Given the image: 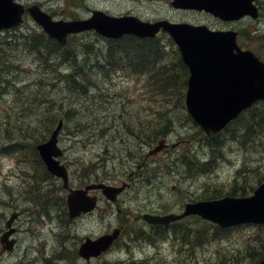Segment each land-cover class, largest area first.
Wrapping results in <instances>:
<instances>
[{"label": "rangeland", "instance_id": "obj_1", "mask_svg": "<svg viewBox=\"0 0 264 264\" xmlns=\"http://www.w3.org/2000/svg\"><path fill=\"white\" fill-rule=\"evenodd\" d=\"M22 1L25 3L38 2L55 12L60 18L84 17L90 9L100 8L112 14L129 13L147 20L166 18L175 21L205 23L212 28L243 29V37L238 40V43L242 47L246 45L256 49L264 58V0L258 3L259 5L262 4V8L260 5L262 14L259 18L251 19L248 17L230 24L215 19L206 13L177 10L171 6L169 0H81L80 5H72V0ZM39 31L40 29L36 28L34 23L28 19L16 31V35L8 37V41L3 44L6 48L7 58L17 60L16 65H20L19 68H10V70L18 71L16 80H20L18 83L30 88L36 79L39 84V63L32 54L21 49V45H16V43H20L18 37L22 32L39 34ZM107 46L108 43L105 39L93 32L78 36L72 43L79 63L78 67L66 60L62 64L61 70L70 73L69 79H64L58 83V87L51 86L46 89L47 97L60 98L66 96L63 98L64 101H61L63 107L59 110L60 112L68 111L69 107L76 110L74 114L68 111L69 116L73 117L66 121L59 141L60 146L65 149V154L61 159L69 166L73 186L80 184L83 177L88 180V177L85 176L90 173L92 167L102 165L106 159L105 172L117 175L118 182L126 179L129 173H125V171L130 172L134 163L126 160L120 162L118 158H106L109 155L117 154L118 146L123 145H118L120 138L118 131H121L118 114L125 107L130 112L139 109L137 112L140 116L150 102V90L144 85L145 74L110 71V80L103 77L99 64L105 63ZM166 49H169V46ZM52 51L54 50L52 49ZM48 57L49 71H53L57 66L54 61H51L52 56L49 55ZM1 64L3 63L1 62ZM78 68L85 71V77L95 81L99 80L97 87L90 89L86 95L78 94L80 92L72 88V86L79 84L84 87L79 82V78L83 75L79 74ZM12 76L13 73L10 72L8 77L12 78ZM90 84L92 85V83ZM65 85L72 88L71 93L66 92ZM101 88L105 89L106 97L98 95ZM96 102L99 104L97 107L94 105ZM39 110L38 104L37 107H33L32 112L21 114L20 104L14 99V94L9 88L0 105V122L8 121L10 126L23 124L24 128L30 123L29 126L37 125V130H39L41 128L39 126V113L42 114ZM185 114L186 110L182 107L181 109L176 108L172 116L173 131L167 137L170 139V143L175 142V145H169L164 152L162 151L158 156L148 160L156 166V176L151 179V182H148V186L136 183L134 187L127 189L120 197V205L129 207L134 214L139 210L156 209L161 206L170 209L173 207V210H178L182 202L187 201L190 197L202 195L204 190V193L208 194L216 190L224 194L235 187L238 189L236 193H242L243 188H246V193H250L256 185V180L252 183L254 177L264 171V141L254 143L250 140L244 145L228 141L215 150V163L211 171L191 175L180 160H177L179 158L178 153L189 148L193 149L201 158H212L213 152L210 143H214L216 140L209 143L202 138L196 131L195 124L191 120H187ZM10 126L0 125V131ZM153 144L155 145L156 141ZM147 148V144H143L141 150L145 151ZM174 149H177L176 155L173 154ZM14 161L11 156L0 155V228L5 221L1 214L2 211L6 212L14 205L16 208H23L32 203L20 199L19 196V188H26L27 185L24 182V176L18 184H13L15 187L12 186L10 192L5 189L4 181L9 182V180L4 179L3 174ZM236 168L240 170V173L237 175L236 184L233 185ZM50 182L58 186V181L52 179ZM9 196L14 200L6 202V198ZM51 204L52 201L49 202L50 206ZM152 204H154L152 208H149L148 206ZM100 205L102 206L101 201ZM53 213L61 214L62 209L53 210ZM116 219L114 208L108 207L104 214L98 209L81 218L80 221H75L69 228H62L55 219L45 221L44 226H42L37 214L32 216L25 214L19 221L20 231L18 232L19 245L17 250L13 254L0 256V259L5 264H19L22 260H30L29 262L32 264H43L39 257L44 253L50 255L57 249L56 253L62 245L72 248L73 243L79 240L80 236H96L105 232L115 223ZM182 222V226L185 228L204 229L206 227L203 222H198L193 216L184 219ZM42 230L53 233V237L51 238L49 233H43L42 236ZM207 231L208 238H210L211 230L207 228ZM189 232L194 233L192 230ZM225 236V238L215 239L211 242L199 241L198 244H191L182 249H179L181 245L178 242L176 245H172L171 239L165 243H159L158 246H156L157 243L139 242L136 239L130 241L133 243L130 251L122 247L123 242L120 240V243L103 254L97 263L138 264L137 262L143 261V264H180L181 262V264H211L221 260H233L234 258L228 257L230 254L238 256L241 263H248L247 248L260 245L264 238V226L249 224L240 228H231L225 232ZM42 239L46 240V245L41 243ZM23 247L24 250L22 251ZM256 249L257 247L251 250V254L257 253Z\"/></svg>", "mask_w": 264, "mask_h": 264}, {"label": "water", "instance_id": "obj_2", "mask_svg": "<svg viewBox=\"0 0 264 264\" xmlns=\"http://www.w3.org/2000/svg\"><path fill=\"white\" fill-rule=\"evenodd\" d=\"M253 0H172L175 7L204 9L223 19H237L244 14L257 15ZM24 10L40 23L51 36L64 43L71 32L95 29L106 37H119L125 33L138 36H155L159 29L167 31L177 43L190 75L187 80L185 105L193 119L212 135L222 129L241 110L256 100H264V62L250 50H242L236 43V31L211 30L205 25L187 22L159 20L143 21L133 15L112 16L94 11L88 19L54 21L51 16L33 5L25 9L14 0H0V28L18 24ZM59 121L47 141L37 147L47 168L67 180V170L55 156L62 153L57 145ZM103 187L111 199L120 188L93 184ZM86 190H74L68 195L71 214L92 209L95 197L85 195ZM81 198L83 205L75 208V201ZM199 214L201 217L228 226L243 222L264 223V182L248 196H223L221 198L196 201L186 204L182 213ZM181 215L157 216L144 214L149 222L168 223ZM118 230L102 235L82 244L80 253L89 257L106 249L117 236ZM8 233H6L7 235ZM5 239V235L2 237ZM264 264V258L258 263Z\"/></svg>", "mask_w": 264, "mask_h": 264}, {"label": "trees", "instance_id": "obj_3", "mask_svg": "<svg viewBox=\"0 0 264 264\" xmlns=\"http://www.w3.org/2000/svg\"><path fill=\"white\" fill-rule=\"evenodd\" d=\"M40 36L39 47L37 44H34V47L39 50V84L36 79V82L30 88L27 85L13 80L11 91L14 94V99L20 104V113H30L32 112L33 107H37L39 104V112L42 113H39V126H41V128L39 129L38 134L37 125H31V127L29 126L30 123L24 129L23 127L15 128L17 131L13 129L11 137L12 139L18 140V143L10 144V148L13 152L17 148L15 147L17 145H34L38 141L44 140L62 115L68 120L73 117L69 116L68 111L73 114L76 111L73 107H69L68 111L60 112L59 110L62 109L61 101H64V99L62 97L46 96V89L48 87H58L59 80L57 78L63 77L66 80L69 78L70 73L63 72L60 65L64 64L67 60V62L78 67L79 63L76 59V52L72 47L73 40H69L66 45L60 46L54 39L49 38L46 35ZM107 43L108 46L105 54V63L102 65L99 64L103 77L110 80V71H119L121 68H129L133 72H141L148 75V81H146L144 85L150 90V102L140 116H138L139 114L137 112L139 109L130 112L129 110H126L125 107H123L118 114L120 117V125L123 130V132L118 133V135L121 137L120 144L123 145L118 146V152L114 155L120 159L125 154L138 155L136 146L139 141L138 139L152 141L173 128L172 116L175 113L176 108L181 109L184 107V92L188 70L179 56L177 48L173 46V41L166 34L157 38L146 39H139L134 36H123L116 40L107 39ZM167 46H169V49H166ZM27 48L30 49L29 47ZM52 49L54 51H52ZM54 53L57 55H53ZM68 53L73 55H68ZM49 55L52 56L51 61H54L57 66L53 71H49L50 65L47 64ZM36 58H38L37 55H34V59ZM6 70L7 67L5 68V64H1L0 61V82L2 83L4 82L3 80L5 76H7ZM77 70L79 71V74L83 75V77L79 78V82L84 87L79 84L72 86V88L80 92L78 94L83 93L86 95L90 89L97 87L99 80L95 81L89 79L84 76L86 75L84 70L79 68ZM17 72L18 71L11 69V73L14 75H16ZM90 83H92V85ZM66 88L70 90L72 89L67 85ZM104 91V88L99 89L98 95L106 97ZM94 105L97 107L99 104L96 102ZM86 109L89 110L87 107ZM185 116L187 120L192 121L187 113ZM196 131L199 134H202L199 127H197ZM205 138L216 140L214 143L218 145V147L214 150L226 144L228 141L236 142L239 145H244L250 140L254 143L263 142L264 102H258L252 107L244 110L222 131L218 132L213 137ZM38 160L39 167L41 168L40 171L44 175L47 172L44 169L41 160L36 156V161ZM190 161L191 159H187V166L194 167L193 162ZM208 163H211V160L204 163V166ZM206 169L208 168H204L203 170ZM249 170H251V168H249ZM239 173L240 170L238 169L237 174ZM237 180V178L233 179V185L236 184ZM255 180L256 183L264 180V171L258 173L254 177L252 183H254ZM250 187L252 186L250 185ZM245 189L246 188L242 189L243 193L246 192ZM237 191L238 189L233 187L227 191L226 194H236ZM213 193L214 196L223 195L218 190ZM195 219L198 222L202 221L206 226L205 228H213L217 234L210 235V238H208V233L205 228L201 231L192 230L190 227H188V230L186 228H178L174 231V234L178 236V239H181L185 246L189 247L191 244H198L202 241L206 242L215 237H225V232H222L224 230L223 228L198 217H195ZM190 230L194 233L189 232ZM255 247H257L256 250L258 252L251 254V250ZM246 252L248 254V263H241V261L238 260V256L230 254L228 257L234 258L233 260H221L215 264H255L264 255V238L259 246L253 245L247 248Z\"/></svg>", "mask_w": 264, "mask_h": 264}, {"label": "bare ground", "instance_id": "obj_4", "mask_svg": "<svg viewBox=\"0 0 264 264\" xmlns=\"http://www.w3.org/2000/svg\"><path fill=\"white\" fill-rule=\"evenodd\" d=\"M69 55H71L70 53H68ZM53 55H57L56 53H54ZM72 56V55H71ZM60 66H62V65H60ZM6 73L8 74V71L6 70ZM69 79V78H68ZM12 186H13V184H12ZM13 187H15V186H13Z\"/></svg>", "mask_w": 264, "mask_h": 264}]
</instances>
